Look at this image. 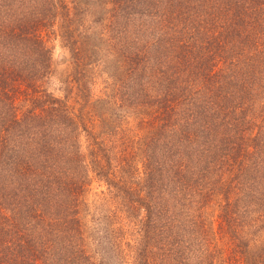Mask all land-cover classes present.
<instances>
[{
    "label": "trees",
    "instance_id": "1",
    "mask_svg": "<svg viewBox=\"0 0 264 264\" xmlns=\"http://www.w3.org/2000/svg\"><path fill=\"white\" fill-rule=\"evenodd\" d=\"M0 264H264V0H0Z\"/></svg>",
    "mask_w": 264,
    "mask_h": 264
},
{
    "label": "rangeland",
    "instance_id": "2",
    "mask_svg": "<svg viewBox=\"0 0 264 264\" xmlns=\"http://www.w3.org/2000/svg\"><path fill=\"white\" fill-rule=\"evenodd\" d=\"M50 44L54 45L55 49L53 53V73L47 83V88L56 96H60L67 92L64 81L69 77L70 70L73 69V58L69 49L59 39L52 40Z\"/></svg>",
    "mask_w": 264,
    "mask_h": 264
}]
</instances>
